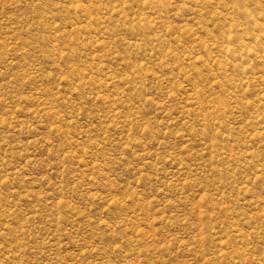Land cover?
I'll list each match as a JSON object with an SVG mask.
<instances>
[{
  "label": "rangeland",
  "instance_id": "obj_1",
  "mask_svg": "<svg viewBox=\"0 0 264 264\" xmlns=\"http://www.w3.org/2000/svg\"><path fill=\"white\" fill-rule=\"evenodd\" d=\"M0 264H264V0H0Z\"/></svg>",
  "mask_w": 264,
  "mask_h": 264
}]
</instances>
